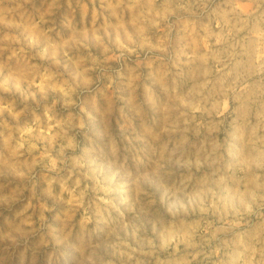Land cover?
Instances as JSON below:
<instances>
[{
  "label": "clouds",
  "instance_id": "9594fccd",
  "mask_svg": "<svg viewBox=\"0 0 264 264\" xmlns=\"http://www.w3.org/2000/svg\"><path fill=\"white\" fill-rule=\"evenodd\" d=\"M0 264H264V0H0Z\"/></svg>",
  "mask_w": 264,
  "mask_h": 264
}]
</instances>
